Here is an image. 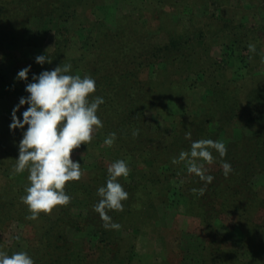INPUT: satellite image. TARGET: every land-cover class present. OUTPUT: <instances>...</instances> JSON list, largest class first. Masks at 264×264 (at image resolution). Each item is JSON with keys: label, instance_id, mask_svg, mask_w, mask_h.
Returning a JSON list of instances; mask_svg holds the SVG:
<instances>
[{"label": "rangeland", "instance_id": "obj_1", "mask_svg": "<svg viewBox=\"0 0 264 264\" xmlns=\"http://www.w3.org/2000/svg\"><path fill=\"white\" fill-rule=\"evenodd\" d=\"M14 1L23 7L27 1L32 4V0ZM54 1L56 6L51 3L41 4L37 13L32 11L34 14L27 22V35L32 43L27 42L21 48H12V43L0 39V83L2 80L11 79L13 75L16 78L18 71L28 65L35 71L45 66L36 63V55L49 56L60 47L70 51L68 56L71 61L78 64L88 62V70L93 71L91 76L96 83L103 80L115 82L122 78L125 72L134 70L136 63H131L134 60L149 63L137 71L135 80L140 82L139 86L144 95L149 98L140 113L141 119L152 133L144 150L155 145L162 150L177 125L201 114L203 103L209 104L207 97L212 92H221L226 88L238 97L240 92L245 95L254 92L250 96L253 101L263 96L264 0ZM69 1H73L75 5L76 16L72 20L69 18L72 7L67 3ZM229 21L233 28L239 26L242 31L249 30L248 37L252 39L250 43L255 44V52L249 51L248 48L243 51L235 50L234 47L227 48L223 41L213 38L218 34L223 37L218 31L226 30ZM65 28L70 29V37H63ZM95 33L100 35V43L106 46L107 52L105 57L93 59L88 55V46L90 34ZM199 34L205 38L202 46L190 55L185 66L181 67L179 62H158L159 60L154 58L155 53H163L164 50L160 48L170 41V35L182 36L184 40L194 42ZM123 45L135 47L136 54L130 53L128 57L127 53L123 52L127 61L121 57L114 60V57L121 54ZM206 46L209 49L206 50ZM92 59L96 62L94 66L91 65L94 62ZM73 72L82 77L85 75L78 67ZM133 79L134 77H131L130 81ZM29 80L28 78V82ZM97 85L93 96H101ZM15 105L17 103L14 99L0 101V131L9 132L0 140V189H9L19 193L15 196H23L29 184L28 171L25 169L20 174L13 172L22 135L18 134L16 129L9 128ZM108 134L95 129L93 138L87 145L82 144L80 148L74 149L83 175L79 180L66 182V187L72 182L76 185L86 183L97 172H105L108 175V165L116 159H121L115 157L111 149L114 144L108 146L103 143ZM1 136L0 133V138ZM235 137L240 138V133ZM215 138L228 140L223 132ZM173 157L175 156L170 157V163H160L159 168L149 176V180L139 175H136L139 178L134 177V180L128 176L118 178L121 184L131 183L134 187L131 193L128 192L127 200L122 202L123 210H117L121 213L117 220L121 227L114 231L118 238L115 247L122 248L125 255L123 263L200 264L202 247L208 236H213L221 241L220 248L228 251L226 259H232L236 255L241 264H264V251L257 249V240L253 241L254 237L257 239L258 234L250 238L244 235L247 224L244 217L222 204H217V209L221 206L226 211L221 210L217 213L218 217L208 223L195 199L192 200L183 191L195 174L187 172L185 162L174 164ZM135 159L139 160L138 157ZM215 159L211 164L204 162L206 175L223 171L221 164ZM137 166L142 169L141 173L146 172L143 163L139 162ZM251 182L253 192L264 198V173L256 174ZM82 199L81 194L73 195L74 202H81ZM262 216V209H258L253 221L260 223ZM66 229L69 238L76 240L75 237L81 235V231L75 233L74 229ZM34 234V228L24 222L0 219V250L9 255L12 252L24 251L28 240ZM82 237L86 236L77 239ZM85 241L87 242V239ZM85 244L88 247H82L83 252L90 261L96 262L97 252ZM115 253L116 251L113 254ZM128 257L131 259H126Z\"/></svg>", "mask_w": 264, "mask_h": 264}, {"label": "trees", "instance_id": "obj_2", "mask_svg": "<svg viewBox=\"0 0 264 264\" xmlns=\"http://www.w3.org/2000/svg\"><path fill=\"white\" fill-rule=\"evenodd\" d=\"M159 2H163V0H159ZM48 3L56 6L54 0H32V4L27 1L25 7L22 4L18 6L14 0H0V39L12 43V48L18 46L21 48L27 42L32 43L27 35L28 19L38 12L37 8L41 4ZM67 3L72 6L69 14V18L72 20L76 16L75 5L73 1ZM52 10H54V7ZM238 27L233 28L229 21L226 30L218 31L223 37L218 34L213 38L223 41L227 48L234 47L235 50H246L250 40H252L248 37L249 30L242 31ZM69 32L70 29L65 28L62 32L63 37H70ZM102 36L108 37L107 35ZM183 36L185 37V34ZM100 38V35L96 33L89 36L88 55H91L93 59L101 56L105 57V52H107L106 46L100 43ZM169 39L170 41L168 40L160 48V50H164L163 53H155L154 58L156 61L159 60L158 62H172V64L179 62L180 66L183 67L189 60L190 55L202 46V41L205 38L202 34H199L198 39L194 42L184 40L182 36L170 35ZM65 41L67 40L65 39ZM123 47L121 54L114 57V60L120 57L126 60V55L129 57L130 53L137 51L134 49L135 47L129 45L127 47L123 45ZM57 50L49 55L51 63L46 62L45 66L39 67L36 71L34 69L30 70L28 74L29 82L33 73L39 74L42 70H50L60 63H71V74H74L73 71L78 67V69L84 71L85 75H92L93 71L88 70L90 69L88 62H84V64L75 63L68 56L70 51H65L62 47L57 48ZM170 50H173V52H170ZM123 52L127 54L123 56ZM168 52L170 53L168 54ZM93 59L92 61H94ZM131 63H136L134 70L131 69L125 72L122 78L117 79V81L107 82L103 80V82L96 83L98 84V92L104 98V103L99 106L97 112L103 121V127L99 130L104 133H116L114 147L111 149H113L115 157H121V159L128 161L130 167L128 177L134 180V177L139 178L136 176L139 175L149 180V176L159 168L160 163H170L171 156L179 155L181 150H189L192 140L201 138L216 139L215 137L223 132L228 139L227 141L223 140L227 147V153L224 157H220L217 152H214L213 156L220 164L221 160L230 162L233 171L228 176H225L223 171L212 175L214 179L211 183H206L195 175L192 181L186 184L183 191L192 200L195 199L209 224L218 217V212L221 210V212L226 211L221 206L220 209H217V204H222L227 209H231L239 216L244 217L247 221L244 232L245 237L250 238V236L258 234L257 239L254 237L253 241L256 242L257 240L259 247L256 248L264 251V198L260 197L257 192H253L254 187L251 182L256 174L261 175L264 173V93L263 96L253 101L250 96L254 92H248L247 95L240 92L239 97L226 88L221 92H212L207 97L209 104L205 105L203 103L201 114L191 120H184L180 125H177L162 150H159L156 145L144 150L145 145L152 137V133L145 121L141 119L140 113L144 109L143 105L148 103L149 98L144 95L141 86H139L140 82L135 80L137 71L149 63H142L140 60H134ZM91 65H96V62L94 61ZM131 77H134L133 81H130ZM27 82L17 80L14 75L7 81L2 80L0 83V101L14 99L18 104L21 96L28 95L25 91ZM253 87H251V90H253ZM91 95L93 96L94 93ZM111 104H116V106ZM27 107V104L21 106L17 116L22 119L21 114ZM26 127L27 125H25V129ZM16 130L18 134L23 135L24 129L17 128ZM136 130H138V133L133 135ZM186 132H191V138L186 137ZM0 133L2 134L0 140H2L9 132L0 131ZM239 133L240 138L235 137ZM8 136L10 137V134ZM136 157L140 161H135ZM139 162L145 165L146 172L141 173L142 169L137 166ZM106 179L105 172H97L86 183L76 185L75 182H72L67 187L65 186V191L71 196V201L66 205L55 206L50 212H41L36 219L29 218L31 213L27 205L21 201L22 196H15L19 193L1 188L0 219L24 222L34 228L35 234L28 240L24 251L32 256L35 264H125L123 263L125 255L122 253V248L117 249L115 247L118 242V238L114 234L115 229H106L104 221L93 208V205L99 199L97 188L105 184ZM122 185L129 193L134 189L131 183ZM200 188H204L202 195L192 191ZM75 193L83 196L81 202L73 201ZM258 209H262L263 216L262 221L257 224L253 219ZM107 212L115 222L121 216V213L119 214L117 210H107ZM66 228L71 231L74 229L75 233L81 231V235L76 236V240L69 238ZM84 235L86 237L79 238L80 240L77 239ZM85 243L97 252L96 262L90 261L83 252L82 247H85ZM220 245L221 241L213 238V236H208L202 247L200 264H241L236 259V255L232 259H226L225 257L229 253L226 249L220 248ZM115 251L116 253L113 254ZM126 259L130 260L131 257Z\"/></svg>", "mask_w": 264, "mask_h": 264}, {"label": "clouds", "instance_id": "obj_3", "mask_svg": "<svg viewBox=\"0 0 264 264\" xmlns=\"http://www.w3.org/2000/svg\"><path fill=\"white\" fill-rule=\"evenodd\" d=\"M249 51L255 52V44L249 43ZM36 63H51L46 54L35 57ZM31 65L20 69L17 80L28 81ZM71 63H64L52 69L32 74L30 82L25 84L27 96H21L11 113L9 128L24 129L18 143V157L15 158L13 172L20 174L27 169L29 184L21 201L27 205L31 216L36 219L41 212H50L57 205H66L71 196L65 191L66 182L79 180L83 175L81 163L75 158L74 149L89 143L95 129L103 127L98 116V108L104 103L102 96L91 94L96 91V81L91 75L71 74ZM27 104L22 119L17 116L20 107ZM25 125H27L25 129ZM138 130L133 132L136 135ZM191 138V132H186ZM116 133H109L103 143L111 146L115 143ZM213 150L224 157L227 147L223 140L201 138L192 140L189 150H181L172 162H185L188 173H194L206 183L214 177L205 175L204 162L211 164L215 157ZM223 174L228 176L232 165L221 160ZM130 167L125 159H116L108 165L105 184L97 188V203L94 211L104 221L106 229H119L121 225L112 220L107 210H123V201L129 193L119 181L127 177ZM200 195L204 188L193 189ZM19 239V237H17ZM0 264H35L27 251H16L9 255L0 250Z\"/></svg>", "mask_w": 264, "mask_h": 264}]
</instances>
